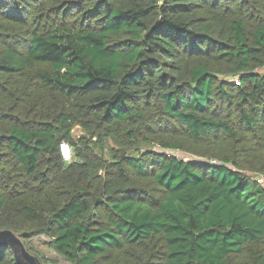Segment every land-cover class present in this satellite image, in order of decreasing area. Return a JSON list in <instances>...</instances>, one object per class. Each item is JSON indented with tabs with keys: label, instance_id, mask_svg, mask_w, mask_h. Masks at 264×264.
Wrapping results in <instances>:
<instances>
[{
	"label": "trees",
	"instance_id": "obj_1",
	"mask_svg": "<svg viewBox=\"0 0 264 264\" xmlns=\"http://www.w3.org/2000/svg\"><path fill=\"white\" fill-rule=\"evenodd\" d=\"M262 68L264 0H0V232L43 264L33 238L65 264H264Z\"/></svg>",
	"mask_w": 264,
	"mask_h": 264
},
{
	"label": "water",
	"instance_id": "obj_2",
	"mask_svg": "<svg viewBox=\"0 0 264 264\" xmlns=\"http://www.w3.org/2000/svg\"><path fill=\"white\" fill-rule=\"evenodd\" d=\"M184 155L182 153L183 157H185ZM0 246L10 247L19 264H43L36 255L28 250L23 236L19 233L10 230L0 232Z\"/></svg>",
	"mask_w": 264,
	"mask_h": 264
},
{
	"label": "rangeland",
	"instance_id": "obj_3",
	"mask_svg": "<svg viewBox=\"0 0 264 264\" xmlns=\"http://www.w3.org/2000/svg\"><path fill=\"white\" fill-rule=\"evenodd\" d=\"M74 135L78 138L83 135L82 130L77 127L74 130ZM109 148H113L114 144L113 141H110ZM156 151H160V149L156 148L153 149ZM176 155L179 157H183L182 153H177ZM186 157V155H184ZM183 157V158H185ZM31 243L34 247V251L37 255L42 256L46 259V264H65V261L47 244V239L45 237H37L31 240Z\"/></svg>",
	"mask_w": 264,
	"mask_h": 264
},
{
	"label": "built area",
	"instance_id": "obj_4",
	"mask_svg": "<svg viewBox=\"0 0 264 264\" xmlns=\"http://www.w3.org/2000/svg\"><path fill=\"white\" fill-rule=\"evenodd\" d=\"M261 73H264V68H262L260 70ZM62 154H63V157L66 159V160H69L71 158V148L68 144H62Z\"/></svg>",
	"mask_w": 264,
	"mask_h": 264
}]
</instances>
